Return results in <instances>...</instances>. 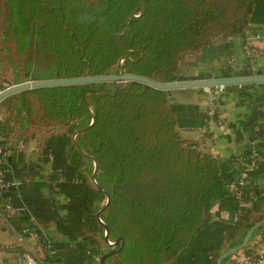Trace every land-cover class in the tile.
Listing matches in <instances>:
<instances>
[{
    "label": "trees",
    "instance_id": "trees-1",
    "mask_svg": "<svg viewBox=\"0 0 264 264\" xmlns=\"http://www.w3.org/2000/svg\"><path fill=\"white\" fill-rule=\"evenodd\" d=\"M0 15L5 54L15 45L30 67L39 38L55 60L49 76L20 78L15 71L16 83L110 74L118 64L123 73L172 82L210 78L212 70L215 77L238 76L227 60L196 76L180 71V63L187 52L212 47L216 36H240L242 50L264 27V0H0ZM234 50L227 43L221 56L238 60ZM230 91L254 96L226 85L219 99ZM0 106V145L13 151L27 141L29 125L65 127L49 129L32 152L40 171L48 166L54 230L73 248L56 264H216L264 220L261 164L245 170L251 152L234 160L197 141L186 144L180 128H207L210 116L192 103L171 104L167 90L138 81L59 85L13 93ZM10 223L30 225L26 215ZM106 227L108 240L119 239L114 245L105 240ZM257 235L264 237V224L245 251Z\"/></svg>",
    "mask_w": 264,
    "mask_h": 264
},
{
    "label": "crops",
    "instance_id": "crops-1",
    "mask_svg": "<svg viewBox=\"0 0 264 264\" xmlns=\"http://www.w3.org/2000/svg\"><path fill=\"white\" fill-rule=\"evenodd\" d=\"M256 34H260L262 37V40L258 41V44L263 49V55L257 61V70L261 69L264 71V27ZM251 36L253 35L249 34L247 38ZM1 60L2 59H0V65L2 63ZM244 62V56H242L237 62V68L240 70L239 75H241L245 70H249L248 67L245 69L243 68V66H245ZM210 75V78L215 77L213 70L210 71ZM27 80L33 79L28 78ZM5 81V77L0 74V90L9 85L16 84L15 81L9 83ZM237 88H240V90L245 93H253L254 96L238 97L235 95L236 93H234V91H230L227 95H223L221 99H219V95L218 101L221 103L220 112H222L221 124L219 125L216 118L212 117L208 120V126L206 125L207 128L203 126L202 128L198 127L191 129L196 130L199 134H201L200 132L202 129L206 130V139L210 142L209 152L222 158L240 160L245 158L247 152L255 151V153L258 154L257 156L260 162L258 163L261 164V166L258 165V168L260 169V167H262V170L259 173V179L261 187L264 190V83L256 85H252V83L241 86L237 85ZM199 89L200 88H193V90H196L199 97H205L203 95L208 94L204 88H202V90ZM210 89L213 91V88L210 87ZM196 104L199 105V108H201L199 103ZM203 111L205 112V109H203ZM1 118L2 116L0 115V119ZM212 121H214L216 125L211 124ZM23 143H25V146L28 144L26 141ZM34 148V145H31L28 148L26 146L22 151L14 152L8 159H6V165L10 170V176L21 182L18 187L9 191L8 197L13 203L23 205L26 208V213L28 214L24 215L32 217L34 219V225L42 227V221L44 218L40 216L41 212L38 211L40 207L33 206L27 199L29 194H33L32 190L38 188H30L29 185L30 183H33L34 180L31 181L28 176H24L28 171H30L28 169L32 168L31 163H29L30 161L28 159V155L32 153ZM21 152L24 153V157L19 159L18 155ZM45 168H47V166ZM222 216L226 217L227 214L222 213ZM59 237L60 240L58 239V242H64V238L60 234ZM46 238L51 239V237ZM0 240L6 245H9L6 256L9 258L13 257L14 253L18 251V248L13 246V237L11 233H8L5 230V226L1 223V221ZM54 245L56 250L55 257L49 262L50 264L59 263L62 254L65 253L63 251H69L67 243L62 245V243L54 242Z\"/></svg>",
    "mask_w": 264,
    "mask_h": 264
},
{
    "label": "rangeland",
    "instance_id": "rangeland-1",
    "mask_svg": "<svg viewBox=\"0 0 264 264\" xmlns=\"http://www.w3.org/2000/svg\"><path fill=\"white\" fill-rule=\"evenodd\" d=\"M1 18L2 16L0 15V21H1ZM212 43H213L212 47H210L207 50L187 52L182 57V60L180 63V71H182L183 73L189 76H194L196 74L204 73L205 71L213 69V68H214V71H216V70L221 69V66L224 60H227V62H229L230 65L236 66L238 60L241 59V57L243 56L242 50L239 47L240 36L238 35L232 36V37L231 36H228V37L216 36L212 38ZM227 43L234 44V47H235L234 57L238 58V60H235L233 56L227 59H225L224 56H221L222 55L221 51L225 50ZM35 44L38 48L37 55H36L37 57L34 59L32 66L27 67V64H25V62H22L21 57L15 52V49H14L15 45L10 44L9 46H7L8 49L5 54V49L2 46V42H0V59H2L1 60L2 63L0 65V74L5 77V80H6L5 82H8V83L13 82V78L16 73H17V77H20V78H25L24 76L26 75V73H29V76H33L36 78H40L42 76H49L50 74H52L53 69L55 68V60L53 56L49 54L48 52H46L39 38L35 40ZM15 71L17 72L15 73ZM204 89L208 93L209 90L205 87ZM208 94L203 95L206 98L199 97L196 90H193V88H173V89L167 90V96L171 104L199 103L201 107L200 110L202 112H204L203 109H205V111L208 112V110H210V108L212 109L213 107L212 103L209 100ZM30 97L32 99V102L34 103V106L37 108L39 106L37 95L31 94ZM218 102H219L218 108H220L221 103L220 101ZM197 106L199 107V105ZM0 115L2 117L5 116L4 108L2 106H0ZM220 116L222 117V115ZM211 124L216 125L214 121H212ZM51 128L52 130L56 131V130H63L65 127L63 126L56 127L52 125ZM51 128L45 125L44 126L42 125L36 126L33 124L29 125L27 129L24 131L25 136H27V139H26L27 140L26 143H28L26 145L27 148L31 145H34L35 147L34 150H35L37 148V144L49 133L48 130ZM180 133L186 144H190L194 141H197L199 148L209 151L210 142L208 139H206V134H207L206 130L202 129L200 132L201 134H199V132H197L196 130L184 127V128H180ZM16 135H17V130H14L12 136L15 137ZM250 152L253 153L254 151H250ZM32 154L33 153L28 155V159L30 161L29 163H31L32 168L28 169L30 171H28L27 174H25L24 176H28L31 181L34 180L35 182L46 181L48 183V187L32 190L33 194L31 195L29 194L27 196L28 202L31 203L33 206L40 207L41 209V210L39 209L38 211L41 212L40 216L44 218V220L42 221L43 235L45 237H51V241L53 243L57 242V243H62V245H65L67 243L66 240H64V242H58L60 240V237H59V234L54 230V226H53L54 219L56 216H58V214L55 211L54 199L50 193L51 188H52V183L50 182L49 171L47 170L45 172L40 171L34 165L35 157ZM45 169H48V166ZM103 204H104V201L102 202V205ZM109 241L113 242L112 240H109ZM69 247H68L69 249H73L72 246H69ZM63 252L67 253L69 251H63ZM64 254H62V256ZM52 257L53 258L55 257V250L52 253Z\"/></svg>",
    "mask_w": 264,
    "mask_h": 264
},
{
    "label": "built area",
    "instance_id": "built-area-1",
    "mask_svg": "<svg viewBox=\"0 0 264 264\" xmlns=\"http://www.w3.org/2000/svg\"><path fill=\"white\" fill-rule=\"evenodd\" d=\"M261 35L256 34L247 39L243 45L242 51L244 58L248 61V69L252 73L257 72V61L263 55V49L258 44L261 40ZM121 62V61H120ZM209 91L210 102L212 109L208 110L210 118L215 117L218 124H221L222 117L220 112L218 98L224 90V86H213V91L210 87H205ZM25 148L23 141H19L16 145V150L0 145V221L5 226V230L11 233L13 237V246L18 248L13 257L6 256L9 245H6L0 240V264H48V260H52L53 242L51 239L43 235V228L34 225V219L29 217L30 225H22L19 229L10 223V218L19 217L27 214L26 208L23 205L13 203L8 197L11 189L18 187L21 182L10 176V170L6 165L8 159L14 152L22 151ZM250 162L246 165L245 170L253 169L258 163V156L255 152L250 154ZM246 171L240 178L239 184H243V179L246 177ZM240 192L238 193V196ZM28 215V214H27ZM109 245H114L115 242L107 241ZM252 249L245 251L243 248L237 250L227 257L223 264H264V237L257 235L251 242Z\"/></svg>",
    "mask_w": 264,
    "mask_h": 264
},
{
    "label": "water",
    "instance_id": "water-1",
    "mask_svg": "<svg viewBox=\"0 0 264 264\" xmlns=\"http://www.w3.org/2000/svg\"><path fill=\"white\" fill-rule=\"evenodd\" d=\"M105 81H113L117 82L120 85L122 82L125 81H138L141 83H145L151 87L157 89H173V88H204V87H213V86H226V85H244L248 83L252 84H262L264 83V71L259 69L254 74L249 70H245L241 75L238 76H231V77H212V78H202V79H188V80H180V81H172V82H160L148 77L132 74V73H123L120 71L119 64L117 65L116 72L104 75H93V76H80V77H65V78H47V79H33L27 80L21 83H16L9 85L0 90V101L11 95L13 93H17L24 90L29 89H37L41 87H49V86H59V85H71V84H83V83H94V82H105ZM91 124V123H90ZM95 169L92 175L94 178ZM109 202V198L107 199L104 207L98 211L97 215L100 214L102 210L105 209V206ZM101 221V220H100ZM102 222V221H101ZM261 224H264V220L255 223L246 233L243 242L233 248L226 250L217 260L216 264H221V262L228 257L229 255L233 254L237 250L243 248L251 233L254 229H256ZM108 228L106 227L105 231V240L108 241ZM119 240V239H117ZM117 240L115 242H117ZM105 257L101 258V261L104 262Z\"/></svg>",
    "mask_w": 264,
    "mask_h": 264
}]
</instances>
